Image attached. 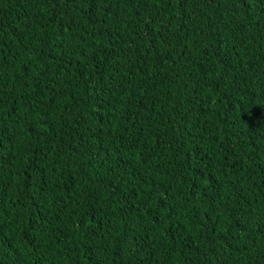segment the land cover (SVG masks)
Instances as JSON below:
<instances>
[{
  "label": "trees",
  "instance_id": "16d2710c",
  "mask_svg": "<svg viewBox=\"0 0 264 264\" xmlns=\"http://www.w3.org/2000/svg\"><path fill=\"white\" fill-rule=\"evenodd\" d=\"M0 264H264V0H0Z\"/></svg>",
  "mask_w": 264,
  "mask_h": 264
}]
</instances>
